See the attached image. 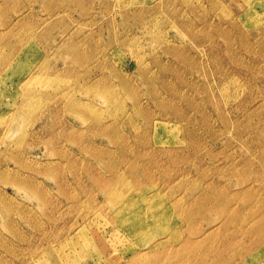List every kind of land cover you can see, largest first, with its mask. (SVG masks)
Returning <instances> with one entry per match:
<instances>
[{"label": "rangeland", "instance_id": "rangeland-1", "mask_svg": "<svg viewBox=\"0 0 264 264\" xmlns=\"http://www.w3.org/2000/svg\"><path fill=\"white\" fill-rule=\"evenodd\" d=\"M129 1L0 0V264H228L263 236L181 251L221 213L236 209L230 229L264 215V57L248 53L264 0H201L188 19L135 0L158 9L123 19ZM211 182L221 219L187 223Z\"/></svg>", "mask_w": 264, "mask_h": 264}, {"label": "bare ground", "instance_id": "bare-ground-1", "mask_svg": "<svg viewBox=\"0 0 264 264\" xmlns=\"http://www.w3.org/2000/svg\"><path fill=\"white\" fill-rule=\"evenodd\" d=\"M172 1H174L173 4H179L180 7L182 5L185 7L187 13H189L188 15H186L187 19L189 18L190 15L197 16L198 15V10L200 9V7L202 5L201 4V2H202L201 0H172ZM253 1L254 0H247V2L245 1L244 3L247 4L249 7H250V5L254 7L256 5H252ZM129 2L133 5V8H132L133 11L131 13L129 10L128 11L124 10V9L121 10L120 15H121V17L123 19H125V18H127L129 16H134V14H136L137 12H140V11H142L144 9H146V11H145V13H146V12L158 9L159 5H162V7L164 5V0H154L153 3L156 4V6H158V8L151 7V5H149L148 3L146 4L145 2L138 3V2H135V0H130ZM173 4L172 3H168L164 7V9H167L170 5H173ZM215 6H221V7L225 8V6L222 4V2H220L218 0H216ZM178 14H180V13L177 10H175V11H172L170 13V16H172V17H175L176 15L179 16ZM165 16L167 18H170L168 15H165ZM227 18H228V22L225 24L227 28L228 27H234V29H237V28L240 27L239 26L240 24L237 23V21L233 20V18L229 15L228 12H227ZM177 20H178V24L180 26H184V27H186V29L189 28L188 30H190V28H192L195 25L193 20L192 21H190V20L187 21L186 19L181 18V16H179ZM205 24H209L208 21H206ZM209 25H210L209 27H215L213 24H209ZM216 28L218 30H220L219 33H223V34L226 33L225 29H224L225 27H223L221 25H217ZM246 38H248V37H245V35L242 37V39L244 40L242 43H245L247 45V44H249V41ZM258 41L260 43L258 50L257 51L249 50V52H248L251 57H256L257 54H259V57H264V50L262 51V47H263V44H264V37H262V39L258 40ZM256 52H258V53L255 55ZM249 68H250L249 66H246V67H243L242 70L243 71H249ZM243 84H244V82H243ZM246 86H248V85H246ZM130 119L132 120V117H130ZM246 119L249 120V117L246 118ZM155 126H157L156 123H155ZM261 174L262 173L259 172V176ZM235 182L240 187H243L240 190V193H242L243 195L246 194V191L243 190V189H245V187H246L247 180H245L244 177H242V178L237 179ZM213 186H215V184L211 182L209 185H207V187L205 189L206 190L205 192H202L200 196H198L197 198H193L191 201H189V202H192V206H194L196 204H200V205H203L205 207L209 206V208H208V210H204L203 212H200L198 214H194L193 216H191V215L188 216L186 218L187 219V223H190L192 221V219H194L193 217H196V215L198 217H200L201 219H203V218L206 219V220L211 219L212 222L213 221L216 222V220L218 221V220L221 219V218H218V216H214L213 218H208L206 216V215H209V216L213 215L210 212V211H213L212 209L215 207V205H213V204L218 202V204H217V206H218L219 202H220V199L217 200L216 197H212V193H207V191H210L212 189L211 187H213ZM246 188H248V189L258 188V191H257L258 198L262 197L260 195V190H262V188L256 186L255 184H253L250 188L248 186ZM235 210L236 209H233V210H230V211H226L225 214L222 215V213H221V215H219V216H223L222 220H224V221L223 222L221 221L222 223H221L218 231L217 230L210 231L207 234L202 228L193 231V233L190 234V237L188 239L183 240V243L180 242L181 243V251H182V253L183 254L189 253L190 255H195V253H199L198 255L201 256L202 253H209L208 250H212V252L217 254L216 256H220L222 253L227 252V250H229L230 247H231V250L235 249L236 246H237V243H238V242L236 243L235 240L238 238V236H242V235H244L246 233H248V234L252 233V226L254 224L255 225H257V224L258 225H264V215H263V217L261 216L258 219L256 217H255V219H253L254 217L249 215L248 219H250V221L254 220L252 222V224H250V222L247 223V224H245V223H243L241 225L238 224L234 228L230 229V227H229L230 225H228L225 220L229 221L230 224L233 223L234 222V211ZM236 223H238V222H236ZM219 233H221V235L226 233L228 235L227 239H226L227 241L224 242V243H221L219 245H214V246H210L209 248H207L206 247L207 246L206 243L209 242V244L212 245L211 242H214L215 239H218V234ZM177 235H179V234H177ZM177 235L175 233H173L172 237L173 238H177ZM202 235H205L202 239L195 240L196 236H202ZM263 248H264V233H263V236H259L258 240L247 238L246 244H244V252L242 254L238 255V260L235 261V262H231V263H230V261H228L227 263L228 264H264V253L261 252V250ZM202 260L203 259L200 258L199 263H197V264H205ZM258 260H259V262H258Z\"/></svg>", "mask_w": 264, "mask_h": 264}]
</instances>
